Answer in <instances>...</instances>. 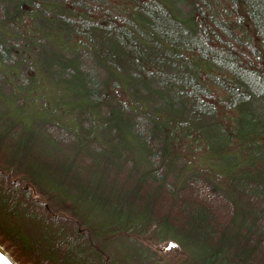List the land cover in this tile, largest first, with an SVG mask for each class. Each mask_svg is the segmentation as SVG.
<instances>
[{"label":"trees","instance_id":"16d2710c","mask_svg":"<svg viewBox=\"0 0 264 264\" xmlns=\"http://www.w3.org/2000/svg\"><path fill=\"white\" fill-rule=\"evenodd\" d=\"M127 1L116 10L107 0H0V24L13 31L30 13L41 38L55 33L68 46L75 39L78 51L43 54L81 103L76 127L38 118L37 144L20 143L18 124L0 125V245L17 264H107L92 237L61 232L67 224L33 196L36 170L68 176L101 148L98 124L124 126L133 138L142 162L129 199L149 221L214 255L237 248L244 264H264V176L244 171L224 191L203 170L171 163L184 137L218 133V107L242 112L264 103V0ZM12 50L0 40L1 64L14 60ZM18 145L27 147L20 169L10 160ZM67 151L84 158L75 163ZM17 217L21 226L10 222Z\"/></svg>","mask_w":264,"mask_h":264},{"label":"rangeland","instance_id":"374dc122","mask_svg":"<svg viewBox=\"0 0 264 264\" xmlns=\"http://www.w3.org/2000/svg\"><path fill=\"white\" fill-rule=\"evenodd\" d=\"M107 1L116 10H124L129 4L127 0ZM36 27L37 21L30 13L23 16L17 31L0 24V40L13 44L14 59L10 64L0 63V125L18 124L23 146L43 141L41 127L35 122L38 118L49 116L48 120L53 121L54 117L61 124L76 127L74 111L81 104L74 99L71 87L56 79L50 55L43 54V49L78 51L75 39L70 40L73 46H68L56 42L55 33H50L46 36L49 43ZM18 60L20 63L16 64ZM218 108L213 123L218 133L209 140L201 135L195 139L197 132L184 137L171 161L172 170L174 164L183 161L188 170H203L224 191H231L237 179L232 180L244 171L264 176V103L242 112ZM128 132L124 126L115 131L96 124L93 134L101 148H91L87 163H80L79 169L68 176L36 170L33 196L45 200L52 212L60 216L59 224H67L69 229L63 225L61 232L75 228L82 235V242L92 237L93 249L103 250L107 264H244V256L237 248L223 246L217 256L188 240L189 244L182 243L172 231L158 227L156 220L149 221L142 210L132 205L129 198L135 170L140 172L142 159ZM23 146L12 149L10 156L18 169L27 157V147ZM70 157L75 163L84 158L71 153ZM223 164L230 172L223 169ZM239 206L245 207V203ZM14 221L21 226V218L10 220ZM49 228L52 233L57 231L56 227Z\"/></svg>","mask_w":264,"mask_h":264},{"label":"water","instance_id":"95a60500","mask_svg":"<svg viewBox=\"0 0 264 264\" xmlns=\"http://www.w3.org/2000/svg\"><path fill=\"white\" fill-rule=\"evenodd\" d=\"M0 264H17V262L0 245Z\"/></svg>","mask_w":264,"mask_h":264}]
</instances>
